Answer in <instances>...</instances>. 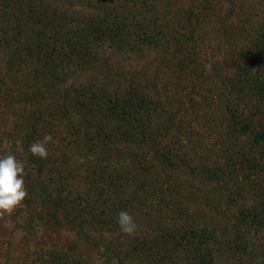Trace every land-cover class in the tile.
Masks as SVG:
<instances>
[{
	"label": "trees",
	"instance_id": "1",
	"mask_svg": "<svg viewBox=\"0 0 264 264\" xmlns=\"http://www.w3.org/2000/svg\"><path fill=\"white\" fill-rule=\"evenodd\" d=\"M14 1L16 27L9 71L25 73L30 91L5 88L0 74V93L4 101H10L11 109L15 101L41 106L19 128L26 153L42 129H49L55 141L49 143L53 155L48 152L46 159L27 154L29 166L34 165L37 174L46 171L43 204L55 212L67 209V221L78 223L81 236L86 238L85 228L115 233L119 231V211H128L136 223L139 205L155 203L152 208L156 216L148 214L146 219L155 236L136 241L133 254L150 264H214L215 251L223 245L225 233L211 220L193 219L180 207L177 219L162 215V188L172 179L165 172L185 173L210 182L243 173L250 181V192L255 191L248 206L245 198L233 200L240 207L235 219L264 228V27H254L250 46L241 53L242 63L235 67L237 74L229 78L218 68L219 90L215 95L204 91L206 95L200 97L210 110L221 112L227 133L214 145L216 158L211 160L200 155L196 146L186 152L180 133L186 120L179 103L189 98L187 89H181L184 99L177 101L176 94L166 91V85L152 95L138 82L112 90L93 82L76 87L71 84L76 74L97 66L104 49L128 55L153 48L165 56L174 44L175 51L186 53L187 62L184 59L179 70L196 67V54L184 47L182 32H169L170 19L166 10L159 9L157 0ZM204 111L209 112V108ZM188 133L199 140L200 135L192 128ZM245 136L252 138L250 152L237 147ZM116 146L126 147V151H114ZM151 153L165 171L148 160ZM125 155L137 166L135 170L112 165L114 159ZM76 159L78 164L83 161L81 166ZM25 171L28 176L27 165ZM140 172L154 178L140 180ZM155 172L165 176L164 183ZM51 185L49 194L46 187ZM186 194L182 188L176 192L178 200ZM232 243L237 249L234 239ZM106 248L119 259L115 249ZM48 256L51 264H81L57 249Z\"/></svg>",
	"mask_w": 264,
	"mask_h": 264
},
{
	"label": "rangeland",
	"instance_id": "2",
	"mask_svg": "<svg viewBox=\"0 0 264 264\" xmlns=\"http://www.w3.org/2000/svg\"><path fill=\"white\" fill-rule=\"evenodd\" d=\"M155 2L160 10H166L172 27L169 32L172 33L173 29H176L183 33L184 47L188 52L196 54V67L179 70L186 53L175 51L174 44L165 56L153 48H144L128 55L104 49L100 53L97 66L76 74L71 79V84L76 87L93 82L112 90L117 85L122 88L129 86L131 82H138L141 89L152 95L161 92L166 85V91L176 94L174 100L177 101L183 98L181 89H187L185 95L188 93L189 98H183L179 103L181 116L186 120V125L180 129L186 152H191L189 147L196 146L200 155L215 160L214 145L216 146L222 135L227 133L222 127L224 121L221 120V112L210 110L208 105L202 103L200 97L206 95L204 91L215 95L219 90L218 83L221 81L216 76L218 68L229 78L237 74L235 67L242 63L241 53L247 51L250 46L254 27H264V0ZM14 4V0H0V74L5 88L25 92L30 89L27 87V84H30L27 82V76L21 72L14 75L9 71L8 65L16 27ZM16 102L12 103L11 109L10 101H4L0 93V156L12 152L17 159L26 161L30 174L25 176V186L30 190L22 206L11 216L0 218V264H51V257L48 255L56 249L81 264H150L139 254H133L132 248L136 241L143 242L154 238L155 232L148 226L146 219L148 214L156 216V210L152 208L155 203L139 205L137 208L139 219L136 221L137 230L134 235L85 228L86 238L81 236L78 223L71 224L67 221V209H58L55 212V208L53 210L50 205L43 204L41 189L47 186L46 171L37 174L36 167L29 166L28 152L26 153L19 135L20 126L28 122L33 116L31 112L40 110L41 106L30 102ZM175 104L174 108H177L178 103ZM206 107L209 112L204 111ZM191 128L200 135L199 140L188 136ZM48 131L49 129H42L37 140L42 139ZM202 136L204 139H201ZM238 146H241V150L250 152L252 138L245 136ZM47 148L49 154L53 155V152L49 151V144ZM132 149L137 151L134 147ZM114 151L123 153L126 147L116 146ZM148 160L156 164L159 171H165L158 167L155 154L151 153ZM79 162L78 164L77 160V164L81 166L83 161ZM132 164L126 155L112 161V165L117 169L127 167L135 170L137 166ZM165 173L172 179L162 188L165 192V204L169 205L168 209H165V204L160 205L162 215L172 220L177 219L181 208L187 210L193 219L211 220L218 230L225 233L222 237L225 240L223 245L215 251L214 264H254L258 257H264V228H257L251 223H238L235 219L240 207L233 200L245 198L248 206L252 192L255 191L254 189L250 192V181L244 178L243 173H232L221 182H210L185 173H172L171 170ZM154 174L161 182H165V176L156 172ZM151 177L149 174L139 173L140 180ZM179 188L187 192L181 200L176 196ZM46 189L47 193L51 194L52 185ZM179 220L182 221L183 217ZM233 239L237 243V249H233ZM106 247H110L111 251L115 249L119 259L113 258ZM261 264H264V261Z\"/></svg>",
	"mask_w": 264,
	"mask_h": 264
},
{
	"label": "clouds",
	"instance_id": "3",
	"mask_svg": "<svg viewBox=\"0 0 264 264\" xmlns=\"http://www.w3.org/2000/svg\"><path fill=\"white\" fill-rule=\"evenodd\" d=\"M49 143H55L51 134H45L30 144L28 152L33 157L46 159L48 157ZM26 161L17 159L16 155L8 152L0 156V218L11 216L27 197V189L25 186ZM117 225L119 231L126 235H134L137 225L133 216L126 210L117 213ZM264 257H258L254 264H261Z\"/></svg>",
	"mask_w": 264,
	"mask_h": 264
}]
</instances>
